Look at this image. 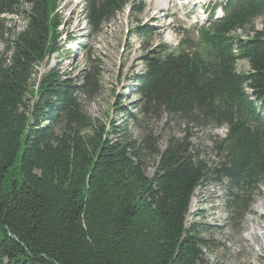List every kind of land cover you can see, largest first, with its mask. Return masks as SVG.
<instances>
[{
	"label": "trees",
	"instance_id": "1",
	"mask_svg": "<svg viewBox=\"0 0 264 264\" xmlns=\"http://www.w3.org/2000/svg\"><path fill=\"white\" fill-rule=\"evenodd\" d=\"M61 1L0 0V21L19 14L24 22L2 38L0 51V264H205L200 227L185 220L195 189L226 180V208L237 212L264 186V120L242 100L247 87L264 103V0H241L213 26L211 61L152 48L150 31L135 23L132 32L148 49L134 88L143 104L124 123L92 119L81 104V94L100 91L96 66L80 85L58 65L36 74L62 55ZM85 2L97 34L128 3ZM239 59L247 69L236 68ZM162 114L184 128L160 150L153 128L136 119ZM191 128L225 130L208 159L189 142Z\"/></svg>",
	"mask_w": 264,
	"mask_h": 264
},
{
	"label": "rangeland",
	"instance_id": "2",
	"mask_svg": "<svg viewBox=\"0 0 264 264\" xmlns=\"http://www.w3.org/2000/svg\"><path fill=\"white\" fill-rule=\"evenodd\" d=\"M127 2V6L97 34L88 22L85 0H62L56 11L60 22L57 47L60 48L59 54L62 55L50 56L36 69V74H40L49 66L58 65L67 80L80 85L83 83L84 72L88 71L90 66H96L100 82L99 93L92 98L85 94L80 95L81 104L92 119L107 118L109 121L124 123L129 119V113H137L139 106L143 104V99L134 88L139 86L137 78L144 70L143 58L148 55V49L132 32L136 21L152 32L150 47L166 44L171 50L176 49L174 46L176 39L168 41L165 21L162 19L161 11L154 9L156 8L154 3H148L147 0ZM138 4L139 8L136 10ZM21 19L19 14L2 17L0 51L4 50L2 38H5L8 32L24 26ZM254 24L257 31L262 29L261 18H257ZM196 30L197 28L191 27L185 32H175L174 28L173 33H179L189 42H193ZM234 34L244 35L239 31H235ZM179 35L177 34V37ZM244 68L247 69L246 62L239 60L237 69L240 71ZM115 106L128 112L116 116L113 109ZM136 120L148 129L153 128V136L159 138L157 146L160 150L164 149L166 136L170 133L183 136L181 131L184 126L168 119L166 114L157 119L147 116ZM128 128L133 136L138 138L139 129L131 122ZM224 132L222 128L216 130L204 128L202 131L191 128L188 140L195 148L201 152L203 150V157L208 159L215 137H223ZM210 158L212 159L211 156ZM153 172L152 166L145 169L148 176ZM258 187L257 191L248 197L245 207L237 212L226 208L229 200L226 180L207 181L195 189L185 220L193 221L200 227L201 237L206 242L202 249L205 264H264V186L261 184Z\"/></svg>",
	"mask_w": 264,
	"mask_h": 264
},
{
	"label": "bare ground",
	"instance_id": "3",
	"mask_svg": "<svg viewBox=\"0 0 264 264\" xmlns=\"http://www.w3.org/2000/svg\"><path fill=\"white\" fill-rule=\"evenodd\" d=\"M147 2L148 3H154V5H156V8H154V9H158V11H161L162 10V7L166 4V1L165 0H147ZM224 15L222 17H224Z\"/></svg>",
	"mask_w": 264,
	"mask_h": 264
}]
</instances>
